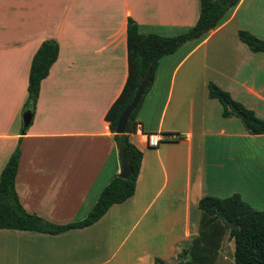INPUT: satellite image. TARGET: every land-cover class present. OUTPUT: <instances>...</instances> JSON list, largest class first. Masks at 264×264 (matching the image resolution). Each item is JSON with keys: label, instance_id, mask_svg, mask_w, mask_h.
Instances as JSON below:
<instances>
[{"label": "crops", "instance_id": "1", "mask_svg": "<svg viewBox=\"0 0 264 264\" xmlns=\"http://www.w3.org/2000/svg\"><path fill=\"white\" fill-rule=\"evenodd\" d=\"M200 13V0H0V178L20 146L16 189L28 212L82 220L122 172L106 114L129 74V18L142 33L174 36ZM242 29L264 39V0H240L216 29L160 59L130 134L144 154L132 197L60 234L0 228V264H172L199 233L204 196L239 193L264 210V134L224 117L208 89L216 83L264 118V52ZM49 39L59 56L23 132L31 64Z\"/></svg>", "mask_w": 264, "mask_h": 264}, {"label": "trees", "instance_id": "2", "mask_svg": "<svg viewBox=\"0 0 264 264\" xmlns=\"http://www.w3.org/2000/svg\"><path fill=\"white\" fill-rule=\"evenodd\" d=\"M201 13L197 23L174 36L156 33L145 34L139 24L129 18L128 62L129 74L125 86L106 114L118 146L122 145L131 156L133 174L129 178L116 175L103 189L88 216L70 223H55L28 212L22 205L16 189V177L21 159L20 146L12 153L0 178V228L60 234L71 229H81L100 220L115 204L125 202L136 191L143 152L130 140V134L138 129L137 117L147 93L153 86L159 61L176 52L188 41L207 35L223 23L229 11L240 0H200ZM239 38L253 52H264V39L248 30H239ZM59 44L54 39L45 40L36 51L30 69L28 95L24 111L35 113L42 81L49 75L58 59ZM152 67L150 85L146 88L137 109L128 120L127 131L117 133V124L126 106L133 100L148 66ZM209 97L218 99L223 106V116L238 117L251 134H264V118L255 110L235 99L232 94L214 82L208 85ZM201 211L199 233L181 253L179 264H216L225 235L230 229L235 241V264H264V210H257L239 193L228 197L206 195L199 201ZM236 227L233 228L232 225ZM183 257L185 259L183 260Z\"/></svg>", "mask_w": 264, "mask_h": 264}, {"label": "water", "instance_id": "3", "mask_svg": "<svg viewBox=\"0 0 264 264\" xmlns=\"http://www.w3.org/2000/svg\"><path fill=\"white\" fill-rule=\"evenodd\" d=\"M151 75H152V67L151 65H149L144 75L143 81L139 86L133 100L126 106L125 110L122 112L119 118L117 124V133H125L127 131L129 117L137 109L146 88L150 85ZM32 119H33V112L31 110H27L23 116V120H24L23 132H25V130L30 126ZM119 150L122 158V172L119 174V176L126 179L133 174V168L131 165V156L128 153H126L122 145L119 146ZM231 225L233 228L236 227L233 224ZM184 259L185 257H183V260Z\"/></svg>", "mask_w": 264, "mask_h": 264}, {"label": "rangeland", "instance_id": "4", "mask_svg": "<svg viewBox=\"0 0 264 264\" xmlns=\"http://www.w3.org/2000/svg\"><path fill=\"white\" fill-rule=\"evenodd\" d=\"M213 196H217V194H213ZM220 196H226V195H220ZM189 243H191V242H189ZM187 247H183L179 250L177 258L174 259L172 264H179L181 253ZM155 250L161 256L169 258V257H167V256H169V254L171 252L169 248L159 247V248H156ZM166 264H168V263H166ZM216 264H235V241H234L233 237L231 236L230 229L228 230L227 234L224 237L222 247L219 251V254H218V257L216 260Z\"/></svg>", "mask_w": 264, "mask_h": 264}, {"label": "built area", "instance_id": "5", "mask_svg": "<svg viewBox=\"0 0 264 264\" xmlns=\"http://www.w3.org/2000/svg\"><path fill=\"white\" fill-rule=\"evenodd\" d=\"M162 138L157 133H150L147 135L148 144L151 147H158L161 143Z\"/></svg>", "mask_w": 264, "mask_h": 264}]
</instances>
